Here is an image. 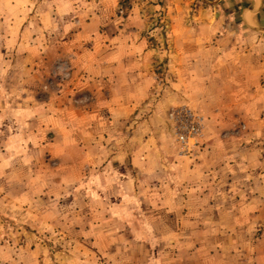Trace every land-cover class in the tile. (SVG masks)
<instances>
[{"label": "crops", "instance_id": "obj_1", "mask_svg": "<svg viewBox=\"0 0 264 264\" xmlns=\"http://www.w3.org/2000/svg\"><path fill=\"white\" fill-rule=\"evenodd\" d=\"M150 1L132 0L120 15V0H34L14 40L2 29L0 145L17 148L24 138L12 122L23 130L27 121L39 142L60 127L54 113L65 109L55 99L67 98L63 91L40 103L38 88L9 89L8 44L26 64L70 58L72 92L88 98L68 121L79 134L75 160L86 187L133 194L150 187L157 169L165 189L174 186L173 201L144 207L150 238L127 245V264H264V0H219L220 8L161 0L158 14ZM24 32L33 35L25 40ZM41 33L44 42L34 37ZM176 103L204 116L203 133L193 152L160 157L149 132Z\"/></svg>", "mask_w": 264, "mask_h": 264}, {"label": "rangeland", "instance_id": "obj_2", "mask_svg": "<svg viewBox=\"0 0 264 264\" xmlns=\"http://www.w3.org/2000/svg\"><path fill=\"white\" fill-rule=\"evenodd\" d=\"M131 1L120 0L117 9L120 15L126 14ZM218 1L191 0V7L220 8ZM35 4L34 0H0V31L6 28L1 32L7 33L8 41L14 40L12 29L17 26L19 31L20 24L27 23V13H32L27 10ZM163 6L161 0H151L148 4L153 14L164 13ZM156 16L158 20L153 22L154 27L160 23V15ZM21 28L23 31L24 26ZM22 31L17 35L22 37ZM45 33L34 34V37L39 35L44 42ZM32 35L24 32L23 39L29 40ZM0 41L5 42L2 35ZM16 49H9L8 44V49L4 50L13 62L8 64L10 79L6 85L9 89L21 92V89L30 91L33 87L38 88L40 97L35 100L40 103L46 95H60L63 91H67V98L55 99L56 105L61 104L65 109L54 113V120L60 123V127L56 124L55 129L44 133L39 142L30 139L33 135L27 121L23 122V130H20V124L14 129L12 120L5 117L6 122H12V130L17 131V135L21 133L24 138L15 141L17 148L8 143L0 145V222L1 232L4 233L1 240L6 245V249L0 252V264H127V245H132L133 241L137 245L143 237L150 238L147 236L150 229L145 223L149 221L146 218L148 211L145 215L144 207L160 204L165 199L173 201L174 186L173 189H165L166 177H159L157 169L149 178L150 187L133 194L117 192L107 183L103 188H87L84 177L79 176L80 162L75 160L79 155V134L72 128L71 122L78 119L76 109L88 98L76 89L72 92L73 61L55 56L51 65H39V61L26 64L19 59ZM41 51L43 55L47 54L43 48ZM28 91L22 92L26 95ZM14 96L9 94L7 99H14ZM28 103L32 102H25ZM177 105L180 104H172L160 113L161 120L149 132L151 148L160 157H172L176 151L179 152L167 121L169 109ZM24 108L29 106L24 105ZM30 115V109L29 113H24V117ZM27 120L31 122L29 118ZM0 123L1 127L2 121ZM38 131L36 128L35 133ZM11 136L14 138V134ZM8 154H13V158L10 159ZM103 165L105 167L106 163ZM140 180L143 178L140 177ZM131 235L129 239L127 236ZM135 263L140 262L135 260Z\"/></svg>", "mask_w": 264, "mask_h": 264}, {"label": "built area", "instance_id": "obj_3", "mask_svg": "<svg viewBox=\"0 0 264 264\" xmlns=\"http://www.w3.org/2000/svg\"><path fill=\"white\" fill-rule=\"evenodd\" d=\"M167 121L175 135L180 154L193 152L199 144V138L205 126L204 116L187 104L172 106L167 114Z\"/></svg>", "mask_w": 264, "mask_h": 264}]
</instances>
